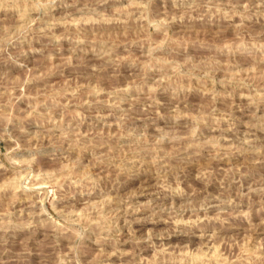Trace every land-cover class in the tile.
<instances>
[{"label": "rangeland", "instance_id": "obj_1", "mask_svg": "<svg viewBox=\"0 0 264 264\" xmlns=\"http://www.w3.org/2000/svg\"><path fill=\"white\" fill-rule=\"evenodd\" d=\"M0 264H264V0H0Z\"/></svg>", "mask_w": 264, "mask_h": 264}]
</instances>
